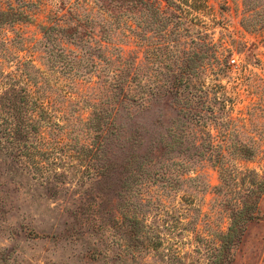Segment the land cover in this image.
<instances>
[{
    "label": "rangeland",
    "instance_id": "374dc122",
    "mask_svg": "<svg viewBox=\"0 0 264 264\" xmlns=\"http://www.w3.org/2000/svg\"><path fill=\"white\" fill-rule=\"evenodd\" d=\"M258 9L0 0L20 15L0 25V264H212L229 226L214 156L238 188L264 176V27L242 26ZM245 228L231 264H264V194Z\"/></svg>",
    "mask_w": 264,
    "mask_h": 264
},
{
    "label": "trees",
    "instance_id": "16d2710c",
    "mask_svg": "<svg viewBox=\"0 0 264 264\" xmlns=\"http://www.w3.org/2000/svg\"><path fill=\"white\" fill-rule=\"evenodd\" d=\"M259 2L260 0H244V6L246 10L245 12L247 15L250 13L253 16H259V12H261L258 9ZM247 15L244 16L242 22V26L244 28L245 26L249 25L251 30L254 31L255 28L260 29L264 27V18H249ZM19 16L20 15L12 12H0V25L4 24L7 20H10L11 17L12 19H17ZM261 17H264V15ZM12 21L13 20H11V22ZM116 70L119 72V74H116L117 76L114 75L118 79L116 84L119 87L120 93H123L121 84H126V77H128L129 73H123L122 70L120 72L118 69ZM123 74H125V76ZM132 79L134 80L135 78L132 76ZM24 105L26 106L25 109H28V104L24 102ZM117 107H112L111 111H118ZM13 110L15 111V107L11 108V111ZM41 111H43L42 108ZM16 115H19L18 109H16ZM32 127L33 125L31 128ZM25 130L26 123L23 120H18L13 130L15 135L20 138L23 134H25ZM94 131L97 133V135L101 134V136L104 135V137L112 134L110 131V125L107 123H104L103 125L97 124L94 127ZM102 139L103 138H101V141H99L94 147H85V153L95 156L97 151H102L104 146ZM234 146L237 147L236 145ZM240 146L244 148V151H242L240 154L237 153L238 157L243 160H250L253 157V151L248 147H245V145ZM228 155V158H237L234 154ZM214 165L219 170L220 179V184L215 188V194L217 197L221 198L220 202L223 203L222 206H224L228 212L229 226L224 233H221L218 236V245L217 249H215L213 258L214 261H212V264H231L233 260L232 251H234L241 243L242 236L245 233L246 225L255 219V211L257 210L259 199L264 194V176L261 177L256 183L253 180L254 178H252V180L246 186L238 188L234 171L229 165H225V157L223 155L214 156ZM103 171H105V166L97 167L95 173L96 178L101 176ZM249 175L254 176L255 174L249 173ZM90 176L93 177L94 174L92 173ZM223 197H226L227 199L224 201Z\"/></svg>",
    "mask_w": 264,
    "mask_h": 264
},
{
    "label": "built area",
    "instance_id": "2783aa9c",
    "mask_svg": "<svg viewBox=\"0 0 264 264\" xmlns=\"http://www.w3.org/2000/svg\"><path fill=\"white\" fill-rule=\"evenodd\" d=\"M231 62L233 63L234 61L232 60Z\"/></svg>",
    "mask_w": 264,
    "mask_h": 264
}]
</instances>
